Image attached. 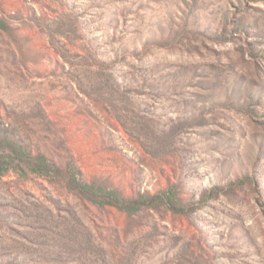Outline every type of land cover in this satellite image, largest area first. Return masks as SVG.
<instances>
[{"label":"rangeland","instance_id":"obj_1","mask_svg":"<svg viewBox=\"0 0 264 264\" xmlns=\"http://www.w3.org/2000/svg\"><path fill=\"white\" fill-rule=\"evenodd\" d=\"M1 139L161 198L0 175V264H264V0H0Z\"/></svg>","mask_w":264,"mask_h":264},{"label":"trees","instance_id":"obj_2","mask_svg":"<svg viewBox=\"0 0 264 264\" xmlns=\"http://www.w3.org/2000/svg\"><path fill=\"white\" fill-rule=\"evenodd\" d=\"M17 172L27 175L34 173L44 177H64L68 187L79 197L100 206H114L119 210L133 213L141 207L151 204L161 195L138 198H127L115 189H106L81 179L79 169L68 166L61 168L45 155H34L24 145L9 139L0 140V175ZM170 204L169 200L167 201ZM171 205V204H170Z\"/></svg>","mask_w":264,"mask_h":264}]
</instances>
